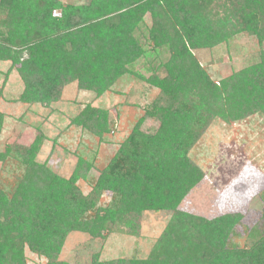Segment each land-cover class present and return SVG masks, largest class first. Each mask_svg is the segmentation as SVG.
<instances>
[{"label": "trees", "instance_id": "1", "mask_svg": "<svg viewBox=\"0 0 264 264\" xmlns=\"http://www.w3.org/2000/svg\"><path fill=\"white\" fill-rule=\"evenodd\" d=\"M141 25L144 41L135 36ZM242 33L264 40V0H2L0 62L19 73L20 102L49 107L72 82L99 97L129 74L158 91L144 115L159 127L143 133L141 118L85 196L77 182L90 162L78 159L65 178L35 163L40 135L23 152L6 145L0 162L15 160L18 173L8 187L0 184V264H26L25 247L46 264H71L57 261L67 235L134 231L145 211L173 213L146 258L90 264H264V208L242 245L232 240L241 214L207 219L178 210L204 178L189 153L211 122L264 114V53L216 83L194 53ZM152 51L158 59L149 76L127 68ZM3 123L0 112V133ZM72 124L99 139L109 126L104 112L90 108ZM102 192L111 194L105 207L96 204Z\"/></svg>", "mask_w": 264, "mask_h": 264}, {"label": "rangeland", "instance_id": "2", "mask_svg": "<svg viewBox=\"0 0 264 264\" xmlns=\"http://www.w3.org/2000/svg\"><path fill=\"white\" fill-rule=\"evenodd\" d=\"M57 1L64 6H82L88 2ZM144 33L141 25L135 36L144 41ZM150 53V59L142 58L126 65L127 68L149 76L152 70L147 71V67L158 59L153 51ZM194 53L209 79L216 83L258 63L264 53V40L258 42L253 36L242 33L211 49ZM15 69H11L9 62H0V112L4 115L0 152L6 145L23 152L40 135L42 141L34 160L37 165L69 178L78 159L90 162L86 178L77 182L84 196L92 190L95 178L141 118V132L151 133L159 127L157 120L144 115L145 107L156 98L158 91L132 75L117 79L111 90L99 97L79 90L76 82L69 83L63 87L57 102L44 107L19 101L24 85ZM85 108L106 114L108 131L101 139L72 124ZM189 157L201 168L204 178L183 199L178 210L207 219L228 213L241 214L232 240L242 245L249 229L261 225L264 208V114L256 112L242 119L212 121ZM14 162H0L2 187L11 185L17 176ZM110 196L102 192L97 206H107ZM172 214L145 211L136 219L134 231L103 233L99 238L72 232L65 238L57 261L90 264L144 259L161 237ZM23 252L26 264H46V258L28 247Z\"/></svg>", "mask_w": 264, "mask_h": 264}]
</instances>
